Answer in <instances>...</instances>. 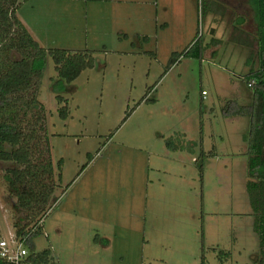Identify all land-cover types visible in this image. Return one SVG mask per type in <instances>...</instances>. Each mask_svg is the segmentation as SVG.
<instances>
[{
	"label": "rangeland",
	"instance_id": "374dc122",
	"mask_svg": "<svg viewBox=\"0 0 264 264\" xmlns=\"http://www.w3.org/2000/svg\"><path fill=\"white\" fill-rule=\"evenodd\" d=\"M168 1L159 18L170 26L156 42L144 34L153 26L134 22L135 0H23L16 9L41 46L94 56L64 82L48 54L42 107L15 108L24 129L35 127L26 137L32 163L50 158L35 247H49L61 264H201L202 256L259 264L246 189L251 120L238 112L253 101L247 80L264 47V0ZM199 35L209 41L202 58L185 54ZM12 165L0 160V235L8 240L24 213L5 176Z\"/></svg>",
	"mask_w": 264,
	"mask_h": 264
},
{
	"label": "trees",
	"instance_id": "16d2710c",
	"mask_svg": "<svg viewBox=\"0 0 264 264\" xmlns=\"http://www.w3.org/2000/svg\"><path fill=\"white\" fill-rule=\"evenodd\" d=\"M22 1L0 0V160L15 163L7 167L5 176L17 195V208L24 211L13 223L15 237H25L24 244L28 247L24 263L61 264L53 257L49 247H35L33 237L39 233L38 222L41 219L38 214L44 210L52 188L51 172L47 169V161L50 158H44L38 167L36 163H32L34 152L26 137L33 134L35 127L28 126L24 129L15 119V108L21 101L26 102L28 106L42 107L37 101V95L48 54L54 62L58 78L64 82L72 81L82 69L91 67L94 64V56L91 49L69 50L41 46L17 16L16 9ZM241 41L250 45L254 43H248L245 39ZM195 44L197 48L192 50ZM207 46L208 43H203L199 35L185 54L190 52L201 57ZM257 51L260 63L250 70L247 80V84L250 82L248 86L254 90L253 101L238 113L248 114L251 120L249 135L246 138V189L254 214V230L259 235L256 260L259 264H264V47L258 48ZM56 99L65 100L59 107V114L65 117L67 101L58 92ZM46 131L45 127L41 131V142L48 152ZM199 169L202 171V164H199ZM28 182L27 188L21 187ZM55 200L56 198H52V202ZM94 240H97V234ZM0 264L9 263L0 257ZM201 264H206L204 256L201 257Z\"/></svg>",
	"mask_w": 264,
	"mask_h": 264
},
{
	"label": "crops",
	"instance_id": "0c3cea01",
	"mask_svg": "<svg viewBox=\"0 0 264 264\" xmlns=\"http://www.w3.org/2000/svg\"><path fill=\"white\" fill-rule=\"evenodd\" d=\"M92 1L95 2L96 0H92ZM135 1L138 4V5L135 6V9H138L137 11H140V12H136V14H137L136 15V18L137 19H135L134 22L136 21L139 26H141V25L153 26V29L151 30V32H149V33L148 32H144V34L146 36H153L154 35L155 38H156V40H155V42H156L157 41L158 33L159 32L160 33H164L165 29H167L170 26V22H169L168 19H164V18H161L160 19L159 18V15L160 14H164V10L167 9V5H168L167 3L169 1L168 0H135ZM150 1L154 2V4H155V9H154L153 12L151 11V8H150V10H148V8H147L149 6V4L151 3ZM224 1H225V3L228 4L229 7H231L230 4H229V2H228V0H224ZM159 3L161 5H159V7H157L156 5H158ZM177 20H180V25L182 26L181 19L178 17ZM213 28H214L213 26L210 27V32L214 31ZM178 34H179V32H178ZM208 42H206V43H208ZM146 50H148V49H146ZM172 51H174V50H172ZM146 52H152V54H153V50H151V49H149ZM201 58H202V55H201ZM195 158H197V156L196 157L195 156H192V160L193 161H196L197 160Z\"/></svg>",
	"mask_w": 264,
	"mask_h": 264
},
{
	"label": "built area",
	"instance_id": "2783aa9c",
	"mask_svg": "<svg viewBox=\"0 0 264 264\" xmlns=\"http://www.w3.org/2000/svg\"><path fill=\"white\" fill-rule=\"evenodd\" d=\"M250 85V82H248ZM205 90H202L204 96ZM24 238H16L10 236V239H6L3 235H0V257L5 259L9 264H25L24 258L28 253V247L24 244Z\"/></svg>",
	"mask_w": 264,
	"mask_h": 264
}]
</instances>
